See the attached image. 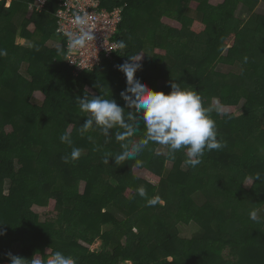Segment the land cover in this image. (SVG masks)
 I'll return each mask as SVG.
<instances>
[{
    "label": "trees",
    "instance_id": "trees-1",
    "mask_svg": "<svg viewBox=\"0 0 264 264\" xmlns=\"http://www.w3.org/2000/svg\"><path fill=\"white\" fill-rule=\"evenodd\" d=\"M32 1L11 0L5 7L0 0V51L7 53L0 55V227L6 231L0 264H11L6 254L17 244L20 250L11 253L25 264L35 256L46 264L57 251L75 264H264V17L236 14L240 5L251 11L260 0H101L106 8L121 7L115 38L126 47L81 71L66 59L56 0L41 11L30 9ZM151 10L148 22L144 13ZM17 36L30 44L16 43ZM54 38L56 47L48 44ZM141 53L138 79L165 94L178 83L211 109L225 146L205 151L195 168L184 163V150L170 158L151 142L136 159L117 166L110 158L105 165V153L122 151L115 132L123 130H110L108 142L98 128L80 133L87 117L76 97L87 91L125 106L120 92L126 77L117 65ZM219 63L240 71H220ZM36 92L44 95L41 102ZM214 99L227 108L244 101L242 113H221ZM129 112L137 115L125 106L126 118ZM140 123L130 139L144 138ZM65 133L71 146L60 140ZM73 147L81 157L66 163ZM135 167L159 182L136 175ZM155 197L158 203L149 205ZM34 205L47 208L43 220ZM252 211L258 221L250 219ZM198 214L205 218L198 223L202 233L184 237ZM98 240L102 244L92 249Z\"/></svg>",
    "mask_w": 264,
    "mask_h": 264
},
{
    "label": "clouds",
    "instance_id": "clouds-1",
    "mask_svg": "<svg viewBox=\"0 0 264 264\" xmlns=\"http://www.w3.org/2000/svg\"><path fill=\"white\" fill-rule=\"evenodd\" d=\"M74 24L78 28L77 32L64 33L70 51L84 48L94 38L87 15L76 14ZM125 47L126 45L121 41L120 48ZM6 54L0 51V55ZM141 60L142 55L129 56L128 60L117 65L118 71L126 77V87L120 92V97L125 106L134 109L137 115L133 116L129 112L126 118L125 106L119 105L116 100L105 99L102 96L90 97L85 91L82 97H76V104L87 117L80 127V133L83 135L90 129L98 128L108 142L110 130L117 128L123 130L115 132V140L122 142L120 144L122 151L115 155L105 153L103 160L105 165L109 164L110 158H114L117 166L124 161L136 159L151 142L164 146L166 151L163 154L170 158L175 152L184 150L186 155L184 163L195 168L201 163L205 151L219 150L225 146L217 139L216 122L209 115L211 109L204 107L197 91L185 90L178 83L170 84L171 92L168 94L150 88L136 77L137 71L143 67ZM141 121L146 129L144 138L130 139L140 128ZM91 139L92 137L89 136V140ZM60 140L69 146L73 143L68 133L61 135ZM81 154L80 148L73 147L70 156H65L63 159L66 163L69 160L76 161ZM157 154L160 152L158 151ZM139 163L140 161L137 160V164ZM138 194L145 197V189L140 187ZM158 201L159 197H155L147 202L149 205H155ZM250 219L258 221L256 211L250 213ZM4 235L6 231L0 227V237ZM6 255L11 264H25L26 259L22 257L11 252ZM30 264H41V261L35 256L30 260ZM46 264H75V261L71 256L57 251L46 261Z\"/></svg>",
    "mask_w": 264,
    "mask_h": 264
},
{
    "label": "built area",
    "instance_id": "built-area-1",
    "mask_svg": "<svg viewBox=\"0 0 264 264\" xmlns=\"http://www.w3.org/2000/svg\"><path fill=\"white\" fill-rule=\"evenodd\" d=\"M49 1L43 0V6H39L36 0H33L30 3V9L36 8L41 11ZM56 3L57 32L66 40L68 63L75 65L76 69L81 71L94 68L106 58H113L114 53L120 48L115 35L123 18L121 7L106 8L101 0H56ZM76 14L88 16L94 38L84 48L70 51L67 48V38L64 33L78 31L74 24Z\"/></svg>",
    "mask_w": 264,
    "mask_h": 264
},
{
    "label": "rangeland",
    "instance_id": "rangeland-1",
    "mask_svg": "<svg viewBox=\"0 0 264 264\" xmlns=\"http://www.w3.org/2000/svg\"><path fill=\"white\" fill-rule=\"evenodd\" d=\"M223 1L224 0H209V2L212 3V4H218V3H221ZM10 4H11V0H6L5 7H9ZM36 4L39 5V6H43L42 5L43 4V0H36ZM159 10H160L159 8L154 9V13L157 15V11H159ZM154 13H153V10L144 13L146 18H147V20H148V22L151 21V18H153L152 15H154ZM236 14H237L238 17H240L243 20H247L250 17H252V18L264 17V0H260L251 11H248L247 8L244 5H240L238 10H237V12H236ZM160 21L164 22V23H169V24L171 23L170 25H173V26H179V24H177L176 22H173V20L170 19L169 16L168 17L167 16H161L160 17ZM34 27H35L34 23H31L28 26L29 29H34ZM15 42L18 43V44H22V45L23 44H25V45L26 44H30V42L28 40H25V39H23L21 37H18V36H17V39L15 40ZM59 42L60 41H58L56 38H54L53 40H50L48 42V44L52 45L53 47H56L57 45H59L58 44ZM140 55H142V59L145 56L143 53H141L137 57H139ZM217 68L220 71L224 70V71L236 72V73H238L240 71V68H239L238 65L229 66V65H224V64H220L219 63L217 65ZM22 72L25 73V69H22ZM34 99H35V102H41L44 99V95L41 92H36L34 94ZM243 103H244V101L241 104H239L238 107H234L233 106V107L227 108V107H222L219 104L218 100H216V99H214L212 101V105H213L214 109L219 110L221 113H224V112H227V111L228 112H230V111L232 112L233 111L237 115L242 113V105H243ZM7 128H8L9 131H11V127L10 126H7ZM164 150H165L164 146H162V145L158 146V151L159 152H162ZM171 167H172V163L170 161H167L166 164H165V168L166 169H170ZM134 173L136 175L140 176L141 178L149 180L150 182H153V183H158L159 182V177H157L156 175L151 173L146 168L135 167L134 168ZM252 183H253L252 179L249 178L248 180H246V186L247 187H250ZM84 185H85V183L83 181V183L80 186L81 191H83ZM33 210L36 211L40 215V218L43 220V217L45 215V212L47 211V208L43 207V206H39V205H34L33 206ZM200 215L201 214H198L197 218L195 219L196 221L193 222L191 225H189L187 228H185V230L182 232V235L184 237H192V236H194L196 234L202 233L203 228H201L199 226V224L202 223V222H205V218H204V216H202V215L200 216ZM81 243L83 245H88V243L83 242V241ZM101 244H102V241L98 240L91 246V248L92 249L99 248ZM19 250H20V246L17 244V245L14 246L13 250H11V251L12 252L13 251L18 252ZM11 251H9V252H11ZM47 253H50V249L47 250ZM190 255L193 256L194 254L191 253ZM36 258L40 260L39 256H37Z\"/></svg>",
    "mask_w": 264,
    "mask_h": 264
}]
</instances>
